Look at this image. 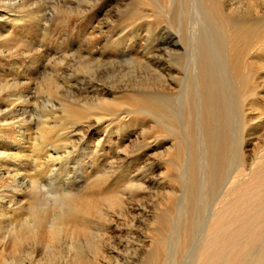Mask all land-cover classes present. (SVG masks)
<instances>
[{
  "label": "bare ground",
  "instance_id": "1",
  "mask_svg": "<svg viewBox=\"0 0 264 264\" xmlns=\"http://www.w3.org/2000/svg\"><path fill=\"white\" fill-rule=\"evenodd\" d=\"M27 2L29 0H0V58L6 60L0 65V72L16 70L19 65L26 39L21 26L37 27L40 17L46 18L42 13V16H33L32 6L26 15L13 13L17 6L24 7ZM68 2L70 0H59L57 5L66 6ZM239 3L229 0H133L129 5L131 9L125 12L118 9L121 24L143 22L142 26L151 33L155 23L156 28L165 25V31H169L170 36L168 34L165 43L157 46L151 58L147 59L145 52L143 61L140 59L142 64L146 62V68L153 64L159 72H164L159 76L166 84L155 87V95H151V90L149 94L148 89L143 94L131 90L128 95L119 96L118 92L113 101L100 99L95 104L51 107L44 116L46 118L32 127L35 121L29 106L36 93L24 91L23 86L20 88L13 83L17 91L13 88L14 93H4V99L0 96V232H6L2 240L10 241L14 246L27 237L32 242L37 241L45 229H49L51 242L59 240L64 233L74 241L80 236L87 239L91 235V215L98 209L93 202L95 194L81 192V189L64 191L57 181L63 168L68 167L75 156L83 155L85 150L80 145L88 141L92 120L120 119L126 113L149 115L158 120L155 119L164 132L175 128L174 115L177 131L184 140V148L182 152L176 150L179 154L174 162L180 168L182 192L178 197L176 221L172 220L169 211L158 218V251L154 262L161 264L165 260L166 264H173L178 252L184 251L186 264H264V153L250 160L245 150L247 138L250 141L254 135L250 132L251 124L256 121L250 112L248 115L245 112L246 106L250 105L246 97H251L253 90L254 69L250 59L254 46L260 52L264 51V13L259 15L262 24L258 26L253 20L256 15H251L249 10L242 11L245 3ZM159 53L162 55L158 56ZM82 61L86 70L96 65L89 58L84 57ZM163 64H169V69H161ZM8 77L0 74V84L4 83L0 85L1 91L8 83ZM170 81L179 82L177 92L170 89ZM49 93L50 97L54 93L53 83ZM173 95L177 97L174 96L176 101L173 99L175 106L171 105L175 102L170 101ZM55 110L61 114L56 123L51 118V113L57 112ZM99 177L100 174L95 178ZM132 177L134 182L139 175ZM100 181L103 184L104 179ZM100 185L97 184L102 188ZM135 186L136 183H131L128 189ZM103 191L97 193L98 196L101 193V198L110 196L106 195L110 190ZM34 197L42 198L40 200L52 198V205L49 201L37 203L42 201H35ZM118 200H114V204L119 205ZM25 209L28 211L26 218ZM167 232L170 238L165 249ZM75 250L76 258L83 261L80 249ZM33 252L36 251L25 252L21 264H29Z\"/></svg>",
  "mask_w": 264,
  "mask_h": 264
},
{
  "label": "rangeland",
  "instance_id": "2",
  "mask_svg": "<svg viewBox=\"0 0 264 264\" xmlns=\"http://www.w3.org/2000/svg\"><path fill=\"white\" fill-rule=\"evenodd\" d=\"M58 1L29 0L24 7L19 5L14 9L13 13L26 15L27 12H30L27 9L32 6L30 8L33 10L32 12H35L33 16H42L43 14L46 18L40 17L41 24L39 23L37 27L21 26L24 27L23 31L26 32V39L23 54L19 57V65L16 70L0 72L1 75L9 76L7 78L8 83L2 88V91L0 87L2 99L6 97V93H8L6 95L14 93L12 90L16 88V85L23 86V88L21 86L20 88L24 91L26 90L32 94L33 92L36 93L31 98L32 103L30 102V105H32L29 106L33 110L32 117L35 121L33 126L31 123L32 127L36 123L40 124L46 118L44 116L50 111L51 107L52 109H59L63 104H74V106H77L78 103V106L81 104H95L100 99L113 101L115 94H119L118 92H120L119 96L128 95L132 91L143 94L148 89L147 92L151 90V95H155L156 92L153 91L158 86L166 84L161 81L164 78L159 76L161 73L164 75V72H159L153 64L147 65L146 68V62L142 64L140 59L144 58L145 52H147V59L151 58L156 53L157 46L165 43L166 38L170 36L169 31H165V25L156 28L155 23L151 26V33L142 26L143 22L121 24L120 20L122 19L118 16L117 11L119 9L125 12L131 9L129 5L133 3V0H83L84 2L82 0H70L66 6L61 4V7L57 5ZM229 1L232 3L240 1L241 3L238 5H242L244 2L243 5L245 6L242 5L241 10H249L252 13L251 15H256L255 19H257H253L256 25L261 23V14L264 13V0ZM39 10L40 14H38ZM170 28L173 29V27ZM1 35L5 36L3 33ZM120 42H122V45H119ZM251 53L250 60H252V69H254L252 70L254 76L252 77L251 88L255 91L251 90V97L248 96L250 99L246 97L250 105L246 106L247 110L245 112L246 114L250 112L249 115L256 121L253 123L254 125L251 124L250 132H253L254 135L250 138L253 140L249 141V138H247L248 142L245 150L249 154L250 160H254V158L264 153V51L260 52L254 46ZM157 55L161 56L162 54ZM84 57L93 60V64H96L99 68L92 64L93 66H90L91 71L90 69L86 70V67L81 64ZM164 57L163 55V59ZM132 59H135V61H131ZM5 62V59L0 58V65L5 64ZM153 63L155 62L153 61ZM168 65L163 64L161 69H169ZM158 77L159 79H157ZM13 83H16V85H13ZM52 83L55 94L52 93L50 97L49 89ZM179 85L178 81L169 82L172 92L174 90L177 92ZM20 88L18 87V89ZM15 90L17 91V89ZM174 96L176 97V95H173L170 101L175 102L177 100V97ZM152 97L154 98V96ZM173 99L176 100L173 101ZM175 104L176 102L171 105L175 106ZM57 112L51 113V118H54L52 122L54 123L58 122V118L61 116L60 112ZM125 115L126 117H123ZM173 117L172 123H175L176 131L173 128L171 130L164 129V132L158 126L160 125L157 122L158 120L149 115L126 113L120 119L113 117L108 119L107 117V120L105 117L103 119L105 121L101 122L93 119L89 125L91 134L88 141L80 145L81 149L85 150L83 155L75 156L72 163L63 168V173L60 174V179L57 181L60 189L64 191L72 190V192H75L81 189V192L95 194L93 202H96L98 209L93 212L90 218L93 222L90 229L91 235L87 236V239L80 236L77 241H74L69 234L64 233L59 240L51 242L49 229H45L38 237L39 242H37L38 239L32 242L27 237L26 240L14 246L10 241L2 240L6 233L2 230L0 232V264H21L24 261L25 252L28 253V251H36V254L33 252V255H31V260H27L29 264H156L154 255L158 251L156 232L158 218L160 219L165 212L169 211L172 220L176 221L178 197L182 192L180 168L174 162L177 161V155L179 154V151L176 150L182 152L184 148V140L181 134L179 135V130L177 131L176 116L173 115ZM61 135H63V131ZM77 143L79 144V142ZM168 153L170 154L169 157ZM112 160L113 165L109 163ZM112 173L113 176H108ZM137 173L139 177H136L137 179L133 182L134 177L132 176ZM99 174L100 177L96 179ZM143 176H146V179ZM95 179L99 181L97 182ZM103 179L106 181L105 183L108 182L107 185H103L105 184L104 181L103 184L99 183ZM88 181L90 183H87ZM131 183H136L134 189H128V185ZM97 184H101L102 188L98 187ZM103 186L106 187L103 188ZM104 189L105 192L116 189V193L110 191L109 194L106 193V195H110L108 197L104 195L108 199L107 201L104 196L101 198ZM100 191L103 192L98 196ZM116 196L121 197V199L118 200ZM39 198L34 197L35 201H42L37 203L46 204L49 201L52 205V198L45 200ZM109 200H112V202L118 200L120 204L116 205L114 202H111V204ZM24 214V218H26V215H28L26 209ZM165 238L164 247L166 249L170 238L168 232ZM76 248L82 252L83 261L76 258ZM183 252H178L179 254H177L176 261L173 264H186V254ZM161 264H166L165 260Z\"/></svg>",
  "mask_w": 264,
  "mask_h": 264
}]
</instances>
